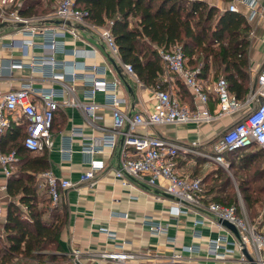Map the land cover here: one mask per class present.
<instances>
[{"label": "built area", "instance_id": "1", "mask_svg": "<svg viewBox=\"0 0 264 264\" xmlns=\"http://www.w3.org/2000/svg\"><path fill=\"white\" fill-rule=\"evenodd\" d=\"M15 0H0V23L19 25L21 38L13 39L10 46L23 50L24 57H29L31 48L39 47L43 54L32 56L29 63L15 60L10 64L13 70L28 66L33 71H43V76L52 82H81L85 87V99L81 101L74 96V87L64 83L63 87L35 89L31 83L20 89L8 92L0 91V164L3 176L8 181L17 168L19 160L15 151L4 153L1 150V137L13 124L24 126L26 136L24 146L33 153L51 151L55 146L53 127L57 113L62 107H73L83 112L91 124L101 131L99 137H92L83 144L81 152L90 157L89 170L80 176L78 182L68 178L55 176L51 171L39 175L40 188L45 189L52 205L60 203L62 193L80 187L86 183L97 185L99 175L107 169V163L94 158L96 154L107 150L115 156L118 165L113 169L115 182L129 189L138 186L157 187L161 181L166 184L163 192L171 200L170 214L175 217L195 212L200 217L194 225L204 224L200 212L208 213V221L225 232L208 242L207 253L211 259L230 261L236 258L239 264H264V225L259 221H251L245 206L224 205L206 195L201 178L180 172L181 160L190 161V155L198 154L208 164L227 168L230 162L226 158L228 152L238 149L258 147L264 150V65L257 74L256 81L251 84L245 101H239L229 89L227 80L219 77L212 83L199 77V69L193 70L187 64L181 47L159 49V56L166 64L169 75L175 77L190 93L194 108L183 103L173 92L163 90L160 86L154 89L153 111L148 114L130 113L127 99L120 94L121 80L118 73H106V67L98 64L79 67L72 65L71 73H56L62 65L56 60L58 52H64L68 37L81 38L82 28H95L87 21L88 12L78 7L79 0H57L54 11L44 17L26 18L19 13L21 2L14 5ZM14 5V6H13ZM257 5V3L255 4ZM229 11L238 12L235 4ZM101 43L108 50L109 57L120 59L118 47L111 32V24L101 27ZM74 57H97V49L88 53L73 49ZM126 76L138 80L130 64H124ZM5 73H0L2 76ZM108 74L115 75L108 80ZM103 93L105 105L111 110V128L100 123L104 117L100 113V104L96 96ZM213 96L218 104V112L214 114L210 108ZM240 114V119L220 133L211 143L208 151H197V143L183 144L172 139L154 135L153 130L165 125L211 124L218 119ZM85 139L82 128L73 127L69 136L65 137L61 154L64 160L72 159L73 140ZM192 161V160H191ZM6 189V186L5 188ZM2 206L0 200V214ZM123 218L128 219V214ZM222 221L232 224L238 234L225 230ZM146 224L156 235H162L175 244V236L169 235L168 226L153 219L146 218ZM110 239L117 238L116 233L103 228ZM199 236V232H195ZM200 251L196 246H185L181 251H173L167 264H182L184 253ZM245 251L250 255L249 260ZM74 259H79L80 251H73ZM101 259L110 260L114 264H126L137 259L136 254L125 250L124 244L116 246L114 251L100 254ZM52 264V263H44Z\"/></svg>", "mask_w": 264, "mask_h": 264}, {"label": "crops", "instance_id": "2", "mask_svg": "<svg viewBox=\"0 0 264 264\" xmlns=\"http://www.w3.org/2000/svg\"><path fill=\"white\" fill-rule=\"evenodd\" d=\"M16 1V0H15ZM14 1V3H15ZM209 5L217 7L220 11L228 10L235 4L238 12L242 13L252 27L249 47V72L251 84L256 81L257 74L264 65V0H205ZM53 8L57 0H45ZM257 3V5H255ZM14 6V5H13ZM19 25L6 24L1 27L0 23V91L8 92L20 89L23 85L31 83L35 89H48L50 87H63L64 83L74 87V96L84 101L85 87L81 82L75 84L67 82H52L46 79L43 71H33L28 66L13 70L10 73V64L15 60H23L29 63L32 56H40L43 51L39 47L31 48L29 57H24L23 50L10 46L13 39L21 38ZM101 27L82 28L81 38L68 37L64 52H58L56 60L62 65L56 73H71L72 65L79 67L98 64L106 67V73H118L121 80L120 94L127 99L126 109L130 113L148 114L153 111V87L146 86L139 79L119 73H126L121 59L109 57L100 39ZM73 49L89 52L97 49L99 55L74 57L69 53ZM167 70L160 77L163 90L173 92L183 103L194 108L193 98L187 93L182 84L175 79ZM115 75L108 74V80L114 79ZM208 87V80L212 83L218 79L217 73L211 69L203 78ZM96 102L100 104V113L104 120L100 125L111 128V110L105 105V96L99 93ZM210 108L214 114L218 112L216 99L211 96ZM240 114L233 117L218 119L211 124H186L165 125L153 130L154 135L166 137L183 144L197 143V150L208 151L211 143L225 129L240 119ZM18 126L13 124L12 128ZM73 127L82 128L85 139L73 140L74 153L70 161L64 160L61 148L65 137L69 136ZM53 135L55 146L51 151H46L50 161V171L57 177L68 178L78 182L80 176L89 170L90 157L82 154L83 144L92 137H99L101 131L96 129L85 117L83 112L73 107H62L54 121ZM42 153V152H41ZM95 159L107 163V169L99 175L97 185L86 183L77 188L66 190L62 193L60 207L68 214L67 223L62 229L60 236L61 250L56 252L57 260L52 264H114L110 260H103L101 253L114 251L119 244L125 245V250L136 254V260L126 264H167L173 251H181L185 246H196L200 251L196 253H184L182 264H239L237 257L230 261H217L211 259L207 253L208 242L225 231L208 221V213L201 211L204 224L195 226L194 222L200 216L195 212L179 217L172 216L170 207L171 200L164 195L161 181L157 187L138 186V189H129L115 182L113 169L118 165L115 156L107 150L105 153L96 154ZM190 161L181 160L180 172L199 177L198 159L190 157ZM201 160H203L201 158ZM203 162L209 165L205 160ZM208 173V172H207ZM203 181V180H202ZM204 183V181H203ZM7 180L3 176L0 164V200L2 206V221L5 220L6 211L10 198L6 193ZM45 189H41L44 191ZM208 198V193L206 191ZM209 196H212L209 195ZM128 214V219L123 218ZM153 219L168 226L169 235L175 236L177 242L171 243L167 237L154 234L146 224V218ZM103 228H108L116 233L115 240L110 239ZM228 229L225 227V230ZM199 236H195V232ZM80 251L79 259H74L73 251Z\"/></svg>", "mask_w": 264, "mask_h": 264}, {"label": "trees", "instance_id": "3", "mask_svg": "<svg viewBox=\"0 0 264 264\" xmlns=\"http://www.w3.org/2000/svg\"><path fill=\"white\" fill-rule=\"evenodd\" d=\"M21 3L19 13L26 18L54 11L44 0ZM78 7L88 12L89 24H111L121 61L130 64L146 86L163 89L160 77L167 67L159 49L179 46L189 68L199 69V77L205 78L216 69L239 101L247 98L252 27L242 13L222 12L205 0H79ZM25 136V127L15 126L1 137L2 152L15 151L19 160L6 185L10 202L4 221L0 214V264H44L59 259L56 252L61 250L60 236L68 219L60 204L52 207L47 190L40 188L39 175L50 171L48 153L27 150ZM226 158L248 211L257 215L264 207V150L256 146L238 149L228 152ZM216 174L221 176V185H214L207 193L216 202L238 205L230 177L219 171L212 176Z\"/></svg>", "mask_w": 264, "mask_h": 264}, {"label": "rangeland", "instance_id": "4", "mask_svg": "<svg viewBox=\"0 0 264 264\" xmlns=\"http://www.w3.org/2000/svg\"><path fill=\"white\" fill-rule=\"evenodd\" d=\"M18 2H21V0H18ZM49 7H52V6L49 4ZM214 73H217L216 72V69H214ZM217 76L218 77H223L224 75L221 74V73H219ZM197 151H199V150H197ZM243 153L244 152H239V154H243ZM190 157H193V158H197L198 159V165L201 167V168H199V176L204 181L205 190L207 192L214 185H218V186L221 185V180H220V177L221 176L219 174H216L218 176H212V174H214L215 172H218V171L225 173L226 175H228L230 177L231 182H232V186L234 187V189L236 191V194L235 195H236L237 200H238V206H241V205L245 206L246 213H247V215H248V217H249V219L251 221H256L257 220V221L261 222L264 225V207L262 209H258L257 215H251L250 214V212L248 211L247 205H246L245 201L243 200V198L241 196V193L239 192V190L237 188V179L234 176V171L232 169L231 163H230L229 167L223 168V167L216 166V165H213V164L206 165L203 162V160H201V158L199 157V155L196 154V153L190 155ZM229 159L231 161H233L235 159V156L234 157H230ZM210 175H211V177H209ZM222 176H225V175L223 174ZM213 179H216L217 180L216 183H214V180ZM261 184H264V183H261ZM217 195H220L219 192H218ZM221 195L224 196V193H221ZM51 206L53 207V205H51Z\"/></svg>", "mask_w": 264, "mask_h": 264}, {"label": "water", "instance_id": "5", "mask_svg": "<svg viewBox=\"0 0 264 264\" xmlns=\"http://www.w3.org/2000/svg\"><path fill=\"white\" fill-rule=\"evenodd\" d=\"M4 26H6V23H2L1 24V27H4ZM119 74L122 76V73H119ZM222 224H223L224 227L228 228L229 230L234 232L236 235L238 234L236 228L232 224H230V223H228L226 221H222ZM245 255L247 256V258L249 260H252V258L250 257V255L246 251H245Z\"/></svg>", "mask_w": 264, "mask_h": 264}]
</instances>
